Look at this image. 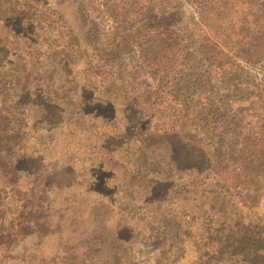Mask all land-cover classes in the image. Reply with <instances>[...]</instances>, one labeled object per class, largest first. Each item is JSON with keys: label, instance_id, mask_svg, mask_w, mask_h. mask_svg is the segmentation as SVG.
Here are the masks:
<instances>
[{"label": "rangeland", "instance_id": "1", "mask_svg": "<svg viewBox=\"0 0 264 264\" xmlns=\"http://www.w3.org/2000/svg\"><path fill=\"white\" fill-rule=\"evenodd\" d=\"M0 264H264V0H0Z\"/></svg>", "mask_w": 264, "mask_h": 264}, {"label": "trees", "instance_id": "2", "mask_svg": "<svg viewBox=\"0 0 264 264\" xmlns=\"http://www.w3.org/2000/svg\"><path fill=\"white\" fill-rule=\"evenodd\" d=\"M30 9H28V11H29Z\"/></svg>", "mask_w": 264, "mask_h": 264}]
</instances>
